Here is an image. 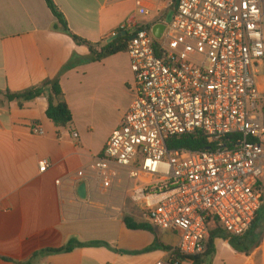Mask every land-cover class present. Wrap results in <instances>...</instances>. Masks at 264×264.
Masks as SVG:
<instances>
[{"label":"built area","instance_id":"2783aa9c","mask_svg":"<svg viewBox=\"0 0 264 264\" xmlns=\"http://www.w3.org/2000/svg\"><path fill=\"white\" fill-rule=\"evenodd\" d=\"M134 4L147 15L141 0ZM154 25L120 28L131 32L135 96L94 159V182L111 190L121 180L147 222L177 236L172 248L196 257L207 251L211 228L241 238L262 205L264 0H178L159 39ZM30 132L44 135L36 124ZM196 132L206 149L167 147ZM47 167L38 162L40 173ZM174 250L156 264H178Z\"/></svg>","mask_w":264,"mask_h":264},{"label":"crops","instance_id":"0c3cea01","mask_svg":"<svg viewBox=\"0 0 264 264\" xmlns=\"http://www.w3.org/2000/svg\"><path fill=\"white\" fill-rule=\"evenodd\" d=\"M53 2L70 31L91 43L106 42L128 21L131 27L163 23L164 11L176 5L175 0H141L148 12L142 15L134 0ZM56 24L44 0H0L1 91L35 87L56 77L72 55L88 56L86 47L55 31ZM60 85L72 115V123L62 130L46 117L45 98L19 106L0 96V264H156L166 260L164 247L176 245L168 241L170 233L128 230L125 217L148 223L139 206L124 190H108L94 182V159L120 126L135 96L128 55L119 53L80 65L68 71ZM34 124L42 128L43 136L30 132ZM42 160L48 166L44 173L38 170ZM81 184L86 186V199L78 195ZM72 240L84 246L47 252ZM253 240V247L258 246L264 257V232ZM246 252L226 251L244 257L243 262L237 259L239 264L251 262L253 251L247 248Z\"/></svg>","mask_w":264,"mask_h":264},{"label":"trees","instance_id":"16d2710c","mask_svg":"<svg viewBox=\"0 0 264 264\" xmlns=\"http://www.w3.org/2000/svg\"><path fill=\"white\" fill-rule=\"evenodd\" d=\"M44 2L56 19L57 24L53 27V29L70 37L76 45L86 47L89 54L83 59L77 57L76 55H72L69 61L64 66H62L57 76L53 79L45 80L35 87H31L19 92L0 90V96L6 102H17L19 106H22L24 103L32 102L37 98H45L47 101L46 117L50 121H52V123L58 130H62L72 123V115L68 108L64 93L60 85L61 78L68 71L80 65L100 62L110 56L119 53H126L127 43L131 36V32L129 30L124 31L119 29L116 31V34H122L123 32H126V35L118 36L110 42L106 41L104 43H91L73 34L70 31L66 19L56 7L53 0H44ZM146 29H149V26H146ZM167 147L171 150L200 151L206 149L208 146L203 134L200 132H196L191 135L172 137L167 142ZM123 223L128 230H141L155 233V228H153L149 223L146 222H136L130 217H125L123 219ZM261 226L264 227V193L262 195V205L257 214V217L243 237H231L226 234L220 226H215L209 232L208 249L201 256L184 257L180 256L171 247H164V249L166 251L174 250L171 256V260L178 262V264L183 261H189L191 262V264H210L208 260L215 253V244L217 240H220L228 245L234 252L243 254L245 253L247 255L246 245H248L249 243H254V240L252 239L253 232ZM83 246L84 244L72 240L63 248L56 250H47V252L63 253Z\"/></svg>","mask_w":264,"mask_h":264},{"label":"rangeland","instance_id":"374dc122","mask_svg":"<svg viewBox=\"0 0 264 264\" xmlns=\"http://www.w3.org/2000/svg\"><path fill=\"white\" fill-rule=\"evenodd\" d=\"M172 15H173L172 9H168V10L164 11V17H163V20H161V22H163L164 24H168L172 18ZM140 18H144V17L140 16ZM116 183L118 185H120V187H115V189L124 190L122 186H125V184L123 182H121V180H118ZM213 228H211V229H213ZM262 232H264L263 226L257 228L253 232L252 238L256 239L257 236L260 235ZM170 235H171V238H169L168 241H170L171 244H174V243L177 244V242H178L177 236H175L171 233H170ZM257 247L258 246L253 247V245L251 243L246 245V248L253 251V255L251 256V262L248 264H264L263 253H262V251H259V250L257 251L256 250ZM229 250H230V247L228 245H226L225 243H223L220 240H217L216 244H215V253L209 258L208 262L210 264H239L238 260L243 262L244 257H235V256L231 255V253H226V251L229 252ZM236 260H237V262H236Z\"/></svg>","mask_w":264,"mask_h":264},{"label":"water","instance_id":"95a60500","mask_svg":"<svg viewBox=\"0 0 264 264\" xmlns=\"http://www.w3.org/2000/svg\"><path fill=\"white\" fill-rule=\"evenodd\" d=\"M178 4V0H176V5ZM165 30V25L164 24H156L154 26H152L151 28V33L153 35L154 38L159 39L162 35V33ZM125 36L126 32H123L122 34H114L112 37H110L107 42L112 41L113 39H115L118 36ZM78 195L81 199H86V186L84 184H81L78 188Z\"/></svg>","mask_w":264,"mask_h":264}]
</instances>
